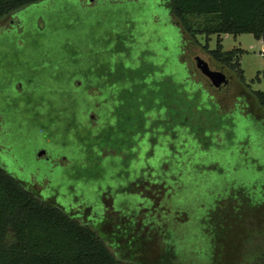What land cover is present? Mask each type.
<instances>
[{"label": "rangeland", "instance_id": "rangeland-1", "mask_svg": "<svg viewBox=\"0 0 264 264\" xmlns=\"http://www.w3.org/2000/svg\"><path fill=\"white\" fill-rule=\"evenodd\" d=\"M84 2L46 0L0 18V117L8 155L49 179L47 201L98 233L120 260L257 264L264 257V109L253 92L264 90L263 79L254 81L264 71L261 40L250 33L221 35L224 51L242 50L241 80L209 54L216 35L192 37L175 25L168 0ZM10 20L19 27L1 29ZM180 43L185 67L186 52L212 69L227 67L232 81L221 106L198 85L194 67L189 72L176 63ZM140 59L156 67L154 79L185 83L180 94L193 103L186 125L161 118L144 139L135 136L133 148L121 150L125 160L113 151L103 156L101 149L112 143L101 140L102 132L121 121L114 113L122 104L121 85L111 87L96 75ZM76 78L85 86L76 88ZM90 86L107 98L97 108H91ZM92 110L98 122L89 123ZM41 146L59 159L57 167L33 159ZM171 148L172 162L160 168L159 158ZM0 166L12 172L1 157Z\"/></svg>", "mask_w": 264, "mask_h": 264}, {"label": "trees", "instance_id": "trees-1", "mask_svg": "<svg viewBox=\"0 0 264 264\" xmlns=\"http://www.w3.org/2000/svg\"><path fill=\"white\" fill-rule=\"evenodd\" d=\"M42 1L46 0H0V18L31 5H39ZM168 9L174 17L173 23L187 30L192 37L201 34L208 40L211 35H216L215 47L208 50L209 54L243 79V70L239 65L242 50L224 51L221 35L250 33L264 45V0H168ZM198 18H202L203 22L194 21ZM205 47L208 49L207 44ZM71 64L74 62L71 61ZM118 69L128 71L116 74L120 81L123 80L120 82L123 85L120 88L122 104L114 111L121 121L102 132L101 140L112 145L102 148L101 152L103 149H115L117 154L124 155L121 150L128 149L130 145L132 148L138 134L144 139V133L151 130L160 118H175L186 125L185 116L191 111L193 103L180 94L185 83L174 82V77L158 76L154 79L158 71L145 59L138 60L137 64L120 63ZM260 79L264 80V71L256 74L254 81ZM177 94L180 95L175 99ZM253 95L264 109V90H256ZM157 110L169 115H154L148 124L146 120ZM172 149L169 156L159 158L160 168L172 162ZM124 157L125 160L126 155ZM0 264L134 262L116 258L93 229L73 219L58 206L41 200L0 166ZM257 264H264V257Z\"/></svg>", "mask_w": 264, "mask_h": 264}, {"label": "flooded vegetation", "instance_id": "flooded-vegetation-1", "mask_svg": "<svg viewBox=\"0 0 264 264\" xmlns=\"http://www.w3.org/2000/svg\"><path fill=\"white\" fill-rule=\"evenodd\" d=\"M95 3V0H85L84 4L86 5H93ZM27 8L21 10V11H24L26 10ZM21 11H18L16 14H15V17H17L16 15L18 13H20ZM14 28H18L19 27V21H14V20H10V23L7 27L5 28H1V29H6V30H9V29H13ZM177 54L175 56V61L176 63L182 65V68L185 66V63L183 62V57L181 56V49H183V44L180 43V44H177ZM186 55L189 59V66L186 67V70L189 71V72H192L193 71V67H194V70L195 72H197L200 76V81L198 82L199 86L200 84H204L203 86L208 88L210 91H212L213 93V97L215 98L214 102H219V106H221L220 102H221V99L224 98L225 94H223V89H226L227 91H229L230 89V85H231V81H232V78L230 77L228 79V82L226 84H221L219 87H215L213 86L209 79L204 76L200 71L199 69H197L196 67V60L195 58L197 57L195 54L193 53H188L186 52ZM217 66H221V65H215L214 68L212 69L211 68V65H209L210 69L211 70H220V68H217ZM226 67V66H225ZM227 68V67H226ZM116 73H111L110 70L109 71H102L101 74H98L96 76H101V78H103L105 81H106V85L109 84V86H115L116 83L117 84H120L121 81L123 80H119V78H117V75L116 74H119V73H127L128 71H124V70H119L118 68L115 69V70H112ZM110 74H113V75H110ZM191 74V73H190ZM193 77H195L194 74H192ZM85 81L81 79H74L73 81V85L76 87V88H80L82 86H85ZM121 85V84H120ZM121 87H123V85H121ZM120 87V88H121ZM18 90V92H21L22 91V87L20 86L19 88H16ZM14 89V91H17ZM87 92L91 95V97L94 98L93 102L91 103V108H97L99 107V104L100 103H105L107 101V98H105L104 96H102V94L100 93L101 90L99 87L97 86H90L87 88ZM121 93V92H120ZM121 99V97H120ZM178 99V98H176ZM120 101V100H119ZM122 102V100L120 101ZM221 111V110H220ZM217 114H219L217 112V110L215 111ZM166 118V117H165ZM161 119V118H160ZM159 119V120H160ZM88 120H89V123L91 120H96V122H98L97 120V115L95 114V111L92 110L91 113L88 115ZM157 120V121H159ZM178 120V119H177ZM181 123V121H179ZM158 123V122H157ZM157 123L155 122L152 126H151V129L152 127H155V125H157ZM178 126V125H177ZM176 131V130H175ZM4 133V129H3V121H2V118L0 117V157L3 158V160L5 161V163L9 166L10 170L12 171L11 173L8 172L7 170H5L4 167H2L7 173H9L11 176H13L15 179H17L23 187H25L26 189H28L29 191H31L32 193H34L36 196H38L41 200L43 201H47V200H50L51 199V181L49 179H45L44 176L41 177L40 174H38L36 171H27L24 169L23 166H17V164L15 163V161H13V159L10 158V156L8 155L10 152V148H8V145H5L2 143V135ZM103 134V133H102ZM101 134V137L103 136ZM133 148V147H132ZM107 150V154L109 155V153H111V151L114 152L113 155H116L117 152L115 149H103L102 150V155H103V151H106ZM9 152V153H8ZM43 152L42 155H40L41 153ZM124 153V152H123ZM137 151L134 153V156L136 155ZM112 155V154H111ZM127 155V153H124V155H122L123 159L125 158L124 156ZM104 156V155H103ZM128 156V155H127ZM36 157V160L37 161H40V162H45L47 164H51L52 167H57L58 165V161L59 159H54L53 157L49 156L48 154H46V146H41V147H38L35 151V154L33 155V159H35ZM67 159L65 156L62 157V160H65ZM63 162H61V164L63 165ZM46 177V176H45ZM39 183H42L43 186H41V184ZM48 202V201H47ZM75 219V218H73ZM76 220V219H75ZM78 221V220H77ZM87 226V225H86ZM98 234V233H97Z\"/></svg>", "mask_w": 264, "mask_h": 264}, {"label": "water", "instance_id": "water-1", "mask_svg": "<svg viewBox=\"0 0 264 264\" xmlns=\"http://www.w3.org/2000/svg\"><path fill=\"white\" fill-rule=\"evenodd\" d=\"M195 60L197 69L209 79L213 86L219 87L221 84H226L228 82L230 76L227 74L228 71L224 65L217 66L220 70H211L209 64L199 56H197ZM42 154L43 152L40 155Z\"/></svg>", "mask_w": 264, "mask_h": 264}, {"label": "built area", "instance_id": "built-area-1", "mask_svg": "<svg viewBox=\"0 0 264 264\" xmlns=\"http://www.w3.org/2000/svg\"><path fill=\"white\" fill-rule=\"evenodd\" d=\"M262 51H263V53H264V46L262 47Z\"/></svg>", "mask_w": 264, "mask_h": 264}]
</instances>
